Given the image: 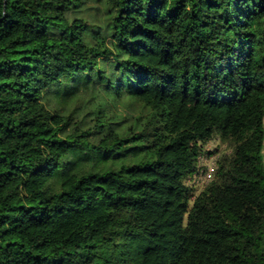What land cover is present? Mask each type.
<instances>
[{
  "label": "trees",
  "instance_id": "16d2710c",
  "mask_svg": "<svg viewBox=\"0 0 264 264\" xmlns=\"http://www.w3.org/2000/svg\"><path fill=\"white\" fill-rule=\"evenodd\" d=\"M263 146L264 0H0V264H264Z\"/></svg>",
  "mask_w": 264,
  "mask_h": 264
},
{
  "label": "rangeland",
  "instance_id": "374dc122",
  "mask_svg": "<svg viewBox=\"0 0 264 264\" xmlns=\"http://www.w3.org/2000/svg\"><path fill=\"white\" fill-rule=\"evenodd\" d=\"M91 4L96 5L93 2ZM229 153H231L229 145L222 141L220 137H213L203 144V154L200 156L198 165L205 169L213 165L217 168L218 160L224 154ZM262 155L264 159V146ZM202 189L203 187L194 188L193 198ZM192 201L190 207H192ZM188 221L186 216V224ZM191 228L193 233L192 246L188 255L181 260L180 264H253L250 260L227 259L225 257L227 245L239 242L238 233L233 229L224 228L222 224L213 220L207 211L197 210L193 213ZM110 254L111 250L103 249L94 258V261L98 262L102 260V257H108Z\"/></svg>",
  "mask_w": 264,
  "mask_h": 264
},
{
  "label": "built area",
  "instance_id": "2783aa9c",
  "mask_svg": "<svg viewBox=\"0 0 264 264\" xmlns=\"http://www.w3.org/2000/svg\"><path fill=\"white\" fill-rule=\"evenodd\" d=\"M215 171V165L209 166L207 169L199 165L198 170L187 179L186 184L194 188L203 187L204 189L214 179Z\"/></svg>",
  "mask_w": 264,
  "mask_h": 264
}]
</instances>
